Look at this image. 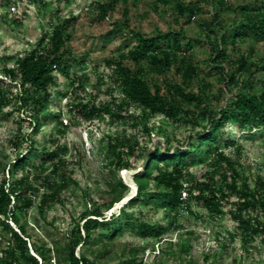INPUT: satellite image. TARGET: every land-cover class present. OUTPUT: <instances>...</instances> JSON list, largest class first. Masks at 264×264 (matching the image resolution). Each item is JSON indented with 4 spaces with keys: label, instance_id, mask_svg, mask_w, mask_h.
<instances>
[{
    "label": "trees",
    "instance_id": "trees-1",
    "mask_svg": "<svg viewBox=\"0 0 264 264\" xmlns=\"http://www.w3.org/2000/svg\"><path fill=\"white\" fill-rule=\"evenodd\" d=\"M5 1L14 4L13 0ZM118 1H98L95 5L99 18H105L115 10ZM204 1L215 9L211 18L200 24L207 40L187 36L183 31L145 34L128 30L134 44L126 52L103 60L120 94V102L115 104L118 99H113L115 107L120 110L130 105L138 107L147 134L150 129L146 120L155 115L193 126L203 123L201 132L195 137L189 136L185 147L161 149L157 146L151 152L145 151L144 156L141 155V171L135 172L132 177L136 188L134 195L119 208L118 214L106 218L105 212L129 193L128 186L117 173L121 169L133 168L125 156L133 154L135 148L133 145L125 153L120 150L116 158L110 159L107 164L111 176L106 181L105 196H100L102 202L91 201L65 232L63 239L51 241L33 240L28 230L39 228L40 224L35 219L34 226H30L23 217L34 206L43 216L45 208L60 201L58 191L69 182L59 154L64 153L66 148L57 145L53 149H37L31 136H27L29 144L13 162H0L3 174L0 178V232L3 235L0 236L3 243L0 245V264H100L97 258L106 254L107 248L98 252L96 258H90L85 248L106 245L126 228L136 227L133 209L139 201L158 193L159 189L164 190V197L171 199L168 204L171 211L190 210L189 203L195 200L209 215L221 216L229 203L227 213L236 224L235 229L242 240L249 243L262 237L264 241V179L257 176L251 185L237 171L239 164L228 160L220 147L222 142L227 147L237 146L235 140L226 138L223 141L220 131L229 125L235 124L243 133L264 130V79L256 77L257 73H264V55L254 62L250 59L255 53L254 48H248L245 54L239 46L248 40L264 43V0L246 1L236 6L230 3L231 0ZM154 4L170 6L185 23H190L201 12L198 3L190 4L186 0H154ZM223 12L232 13L234 18L230 17L227 23L222 22L220 17ZM75 20V16H67L51 22L49 30L41 33L36 44L15 56L13 66L4 67L2 71L7 84L3 85V79L0 80V109L12 105L25 113L33 132L38 131L42 117L49 115L48 104L52 89L58 84V73L68 76L69 66L84 61L75 56L70 44V27ZM124 26L128 27L126 22L116 21L109 34L124 33ZM204 42L208 60L203 68L196 60L194 46ZM228 45L232 55L227 51ZM171 69L180 75L181 81L164 82L163 87L157 84L152 75H164ZM209 73H214L223 84L221 92L229 94L219 107H212L209 101L212 85L205 78ZM195 78L202 81L198 92L190 90V83ZM70 84V93L75 94L83 88L75 79H71ZM233 89L236 90L233 92ZM67 105L68 111L84 120L101 114L116 115L113 104L95 105L84 102L76 95ZM19 141L22 140H13L12 145L18 147ZM204 146H207L206 153L228 161L226 168L217 179L211 176L208 180H195L184 186L185 174ZM37 154L41 159L36 166L33 160ZM44 167H49L50 171L43 176ZM32 168L36 173L30 177L29 170ZM33 178L42 179L39 183L47 186L38 200L32 194V190L36 189L32 186ZM182 190L187 191L185 199L181 198ZM231 198L233 200L230 201ZM167 217L169 227H172L176 217L170 214ZM139 224L145 230L144 237L153 236L156 239L161 238L169 228L146 221ZM77 249L81 251L77 253ZM136 251L132 249L124 264H139L135 261Z\"/></svg>",
    "mask_w": 264,
    "mask_h": 264
},
{
    "label": "rangeland",
    "instance_id": "rangeland-1",
    "mask_svg": "<svg viewBox=\"0 0 264 264\" xmlns=\"http://www.w3.org/2000/svg\"><path fill=\"white\" fill-rule=\"evenodd\" d=\"M98 1L100 0H13L14 4H10L0 0V80L3 79L4 67L13 66L15 56L31 49L41 33L49 30L51 22L67 16L76 17L70 27V44L75 56L84 59L81 64L69 66L68 76L58 73V84L52 89V98L48 104L49 115L42 117L38 131H32L25 113L14 106L7 105L0 109V162H13L16 155L22 153L29 144L27 136H31L33 146L37 149H53L57 145L66 148L64 153L59 154L65 165L62 170L69 176V182L58 191L60 201L45 208L43 216L38 214L34 206L23 217L30 226H34L35 219L40 224L39 228L28 230L33 240H62L65 232L91 201L102 202L100 196H105L106 181L111 176L107 164L110 159L116 158L120 150L125 153L131 146L134 145L135 148L133 154L125 156L133 168L121 169L117 173L128 186L129 193L105 212L106 218L111 214H118L119 208L134 195L136 188L132 177L135 172L141 171L145 151L151 152L157 146L161 149L185 147L187 138L195 137L202 130L203 123L193 126L155 115L146 120V126L150 129L147 134L143 129L138 107L130 105L121 110L115 107L120 102V94L110 79V71L103 60L126 52L134 44L128 30L145 34L183 31L187 36L206 39L200 24L213 15L215 9L211 4L204 0H186L190 4L198 3L201 12L190 23H185L170 6L155 5L154 0H119L115 10L101 19L95 5ZM246 1L251 0H231L230 3L236 6ZM230 17L234 18V15L223 12L220 19L227 23ZM116 21L126 22L128 27H123L124 33L109 34ZM239 46L245 54L248 48H254L255 53L250 58L254 62L264 55V43L260 40H248ZM194 49L196 60L204 68L208 60L205 42L203 45H195ZM227 51L232 53L230 45L227 46ZM152 76L162 87L164 82L181 81L180 75L173 69L164 75ZM256 77L264 79V73L259 72ZM205 78L212 85L209 96L211 106H221L229 94L221 92L223 84L216 79L214 73H209ZM71 79L78 80L83 86L75 94L70 93ZM2 84L6 85L7 81L3 79ZM201 84L202 81L195 78L190 83V90L198 92ZM74 95L95 105L113 104L116 115L101 114L91 120L76 117L73 112L68 111L67 105ZM113 99L118 101L114 104ZM220 133L223 134V141L229 138L237 142L236 147L224 146V142L220 147L228 160L239 164L237 171L240 176L246 178L251 185L257 176L264 179V130L243 133L233 124ZM15 139L22 140L18 147L12 145ZM206 149L207 146H204L187 170L184 186H189L195 180H208L211 176L217 179L219 173L226 168L228 161L216 159L206 153ZM40 159L41 156L37 154L33 160L36 166ZM42 170L43 176L50 171L49 167ZM35 173L34 168L29 170L30 177ZM4 174L7 176L6 171ZM2 176L0 171V178ZM50 179L53 180L52 177ZM40 181L42 179L39 178L31 181L36 188L32 190V194L37 200L47 188ZM162 192L164 190L159 189L158 193L143 198L135 206L133 211L136 227L126 228L106 245L85 248L87 255L96 258V254L105 247L108 252L97 258L100 264H124L132 249L137 250L135 261L139 264H264L262 237L249 243L242 240L235 229L236 224L227 213L229 203L225 205V212L221 216L209 215L195 200L189 203L190 210L176 212L168 207L171 199L164 197ZM167 214L176 217L172 227H169ZM140 221L169 228L159 239L144 237L145 230L140 228ZM0 236L3 237L1 232ZM2 244L0 241L1 246ZM80 251L76 250L77 253Z\"/></svg>",
    "mask_w": 264,
    "mask_h": 264
},
{
    "label": "built area",
    "instance_id": "built-area-1",
    "mask_svg": "<svg viewBox=\"0 0 264 264\" xmlns=\"http://www.w3.org/2000/svg\"><path fill=\"white\" fill-rule=\"evenodd\" d=\"M187 197V191L186 190H182L181 191V198L185 199Z\"/></svg>",
    "mask_w": 264,
    "mask_h": 264
}]
</instances>
